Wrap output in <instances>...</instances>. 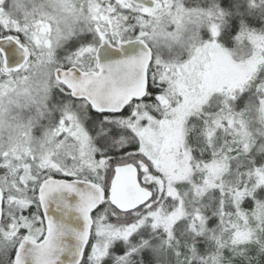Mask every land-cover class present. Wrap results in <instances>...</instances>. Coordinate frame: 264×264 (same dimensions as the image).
<instances>
[{
	"label": "snow or ice",
	"instance_id": "6c2138e0",
	"mask_svg": "<svg viewBox=\"0 0 264 264\" xmlns=\"http://www.w3.org/2000/svg\"><path fill=\"white\" fill-rule=\"evenodd\" d=\"M0 264H264V0H0Z\"/></svg>",
	"mask_w": 264,
	"mask_h": 264
}]
</instances>
